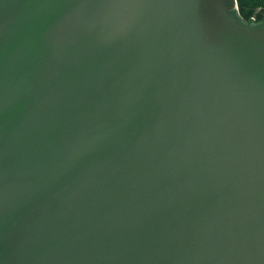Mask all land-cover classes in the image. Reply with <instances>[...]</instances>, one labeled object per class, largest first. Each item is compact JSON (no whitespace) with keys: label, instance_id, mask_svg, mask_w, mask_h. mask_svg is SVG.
I'll list each match as a JSON object with an SVG mask.
<instances>
[{"label":"water","instance_id":"water-1","mask_svg":"<svg viewBox=\"0 0 264 264\" xmlns=\"http://www.w3.org/2000/svg\"><path fill=\"white\" fill-rule=\"evenodd\" d=\"M0 264H264V21L0 0Z\"/></svg>","mask_w":264,"mask_h":264},{"label":"trees","instance_id":"trees-1","mask_svg":"<svg viewBox=\"0 0 264 264\" xmlns=\"http://www.w3.org/2000/svg\"><path fill=\"white\" fill-rule=\"evenodd\" d=\"M238 13L245 21L256 15V22L264 21V0H236Z\"/></svg>","mask_w":264,"mask_h":264},{"label":"rangeland","instance_id":"rangeland-1","mask_svg":"<svg viewBox=\"0 0 264 264\" xmlns=\"http://www.w3.org/2000/svg\"><path fill=\"white\" fill-rule=\"evenodd\" d=\"M254 19L255 20V22H256V15H253L252 17H251V19Z\"/></svg>","mask_w":264,"mask_h":264},{"label":"built area","instance_id":"built-area-1","mask_svg":"<svg viewBox=\"0 0 264 264\" xmlns=\"http://www.w3.org/2000/svg\"><path fill=\"white\" fill-rule=\"evenodd\" d=\"M253 21H255L253 18H252Z\"/></svg>","mask_w":264,"mask_h":264}]
</instances>
